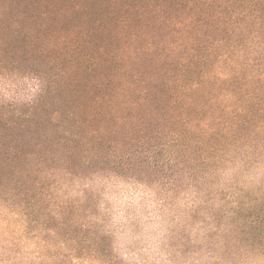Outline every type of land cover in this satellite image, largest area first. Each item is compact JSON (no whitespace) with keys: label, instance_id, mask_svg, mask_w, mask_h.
I'll list each match as a JSON object with an SVG mask.
<instances>
[{"label":"trees","instance_id":"16d2710c","mask_svg":"<svg viewBox=\"0 0 264 264\" xmlns=\"http://www.w3.org/2000/svg\"><path fill=\"white\" fill-rule=\"evenodd\" d=\"M18 4L41 84L27 110L0 114V164L88 179V198L90 177L124 159L149 177L161 154L162 178L189 188L264 157V0H0V11Z\"/></svg>","mask_w":264,"mask_h":264},{"label":"rangeland","instance_id":"374dc122","mask_svg":"<svg viewBox=\"0 0 264 264\" xmlns=\"http://www.w3.org/2000/svg\"><path fill=\"white\" fill-rule=\"evenodd\" d=\"M19 6L0 11V114L27 110L41 84ZM163 160L147 177L124 159L90 177L88 198V179L2 161L0 264H264V157L189 188L162 178Z\"/></svg>","mask_w":264,"mask_h":264}]
</instances>
